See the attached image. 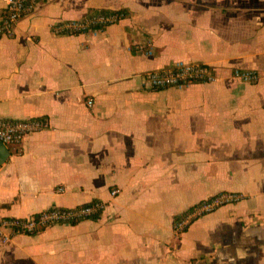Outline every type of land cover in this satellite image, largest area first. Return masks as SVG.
<instances>
[{
  "label": "crops",
  "instance_id": "0c3cea01",
  "mask_svg": "<svg viewBox=\"0 0 264 264\" xmlns=\"http://www.w3.org/2000/svg\"><path fill=\"white\" fill-rule=\"evenodd\" d=\"M113 11L124 17L97 32L52 31ZM192 62L217 80L146 84ZM0 116L51 123L8 146L4 215L106 203L96 219L0 236V264H264V0H43L0 38ZM225 191L243 198L176 235L181 213Z\"/></svg>",
  "mask_w": 264,
  "mask_h": 264
},
{
  "label": "built area",
  "instance_id": "2783aa9c",
  "mask_svg": "<svg viewBox=\"0 0 264 264\" xmlns=\"http://www.w3.org/2000/svg\"><path fill=\"white\" fill-rule=\"evenodd\" d=\"M43 0H5V9L0 20V38L15 35V27L26 14L34 12ZM124 17L122 11L110 13H91L77 19L66 20L52 26L53 33L57 35H73L97 32L110 24L118 22ZM235 78L247 83H255L259 80V74L254 70L235 69ZM217 74L213 67L206 63L192 62L179 63L174 66L154 69L145 75V81L149 88L159 90L171 87L184 88L195 83H213L217 80ZM92 106V99L88 100ZM51 127L47 118L15 119L0 116V142L7 147L21 145L25 137L31 133L39 132ZM61 191L63 189H60ZM120 192L118 187L111 190V195L116 196ZM243 196L237 192H220L203 199L190 206L174 221L176 235L182 234L197 219L212 213L228 204L237 203ZM106 208L103 201H93L80 204L76 207H61L53 205L38 213L28 216H6L0 207V236L5 242L20 234H36L40 231L59 224H74L84 219L98 218ZM194 264H209L208 261L198 258Z\"/></svg>",
  "mask_w": 264,
  "mask_h": 264
},
{
  "label": "water",
  "instance_id": "95a60500",
  "mask_svg": "<svg viewBox=\"0 0 264 264\" xmlns=\"http://www.w3.org/2000/svg\"><path fill=\"white\" fill-rule=\"evenodd\" d=\"M10 154L11 153L8 147L4 143L0 142V166L8 160Z\"/></svg>",
  "mask_w": 264,
  "mask_h": 264
}]
</instances>
